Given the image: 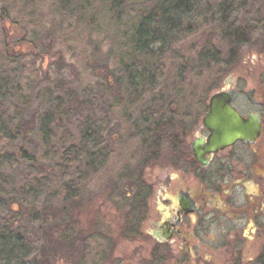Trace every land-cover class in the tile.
I'll use <instances>...</instances> for the list:
<instances>
[{
  "label": "rangeland",
  "instance_id": "rangeland-1",
  "mask_svg": "<svg viewBox=\"0 0 264 264\" xmlns=\"http://www.w3.org/2000/svg\"><path fill=\"white\" fill-rule=\"evenodd\" d=\"M134 3L135 0H0V185L6 190L31 188L36 195L30 211L35 218L30 219L28 233L38 235L27 234L29 252L42 251L51 264H121L124 253L138 247L121 234L126 207L117 197L114 200L119 204L108 198L110 191L104 184L107 170L117 172L120 165L134 164L133 148L149 147L151 138L140 135L135 125L155 112L153 101L160 104L158 110L164 114L175 106L177 116L184 112L186 104L196 105L197 111L202 106L200 101L184 95L186 84L171 94L159 93L156 101L152 94L157 89L161 91L166 78H171L173 84L176 78L188 77L187 72L199 66L194 59L207 42L224 54L227 62L221 61L217 70L210 67L193 71L196 96L205 97L207 104L212 93L233 81L242 90L256 89L255 97L264 102V0H235L231 9L234 16L230 17L237 22L233 27L220 23L217 27L203 25L209 11L215 12L216 8L201 1L196 7V19L182 18L184 24L193 21L192 35L181 39L178 32L166 34L162 30L167 44L149 47L155 52L152 59L139 55L130 45V30L136 29L141 20L139 10L132 7ZM149 26L151 30L157 28L156 24ZM197 26L202 27L200 31ZM236 28L242 30L241 42L231 44L224 34ZM100 59L107 61V68L121 79L119 101L111 99L105 82L94 76L92 67ZM63 63L75 68L83 88L90 87L93 95L98 92L104 96L101 100L107 102L106 114L97 95L87 98L84 89L79 101H89L87 106L78 113L64 110L67 95L45 84V80L54 81L59 74L72 79L70 72L61 68ZM174 93L177 102L169 97ZM165 99H169L166 104ZM33 113V136L15 133L18 121H29ZM115 127L119 129L117 141L105 143ZM22 140V144L26 141L37 151L40 162L50 166L49 176L40 178L35 171L14 161L9 153L22 145ZM87 141L101 154L105 148L110 156L97 160L94 149L86 146ZM149 175L150 183L158 182L160 174L156 170ZM72 202L79 206L73 219L76 222L70 216L59 215L56 232H49L48 226L55 223L43 218L41 211ZM157 205L153 196L147 207L165 209ZM75 235L81 239L90 237L86 251L80 242L72 243Z\"/></svg>",
  "mask_w": 264,
  "mask_h": 264
},
{
  "label": "flooded vegetation",
  "instance_id": "flooded-vegetation-1",
  "mask_svg": "<svg viewBox=\"0 0 264 264\" xmlns=\"http://www.w3.org/2000/svg\"><path fill=\"white\" fill-rule=\"evenodd\" d=\"M229 84L211 96L234 91L230 105L237 114L259 119L258 136L247 142L236 140L211 150V134L203 126L208 112L205 97H188L202 106L197 111L196 105L188 104L179 116L174 114L175 106L164 114L156 104L152 155L138 171L140 184L116 183L118 190L132 192L141 186L150 191L137 231L122 234L138 247L126 249L121 264L264 262V102L255 97L256 89L242 90L233 81ZM250 91L252 101L247 96ZM154 170L160 177L150 183ZM153 196L156 205L165 209L147 207Z\"/></svg>",
  "mask_w": 264,
  "mask_h": 264
},
{
  "label": "trees",
  "instance_id": "trees-1",
  "mask_svg": "<svg viewBox=\"0 0 264 264\" xmlns=\"http://www.w3.org/2000/svg\"><path fill=\"white\" fill-rule=\"evenodd\" d=\"M201 1H205L207 6H209V8L211 9L216 8L215 12L211 13L209 11L210 14L206 16L208 21L202 22L203 25L210 24L215 25V27H217V23H220L224 26L233 27L237 23L235 20L230 19L232 15L234 16V13H232L231 9L234 6L233 2L235 0H135V3L134 5H132V7H136V9L139 10L138 17L141 20L140 24L136 29L130 30V45L136 50L139 55H145L152 59L155 55V52L150 51L149 47H151L155 43H160L161 45L167 44L165 39L166 35L163 36L161 32L162 30H166V34H169L170 31L178 32V35H180L181 39H186V35H192V25L194 23L193 21H187V23L184 24L182 18L189 17L190 19H196L198 16V14H196V7H198V3H200ZM213 2H216V4H214ZM153 9H157L159 12H156ZM153 24H156L157 28L152 30L149 29V25ZM200 26H197V29L199 31L202 28ZM213 33L215 34V32ZM240 33L242 35V30L240 29H230V31L228 32L225 31L224 37H227L225 39H227L229 43L237 44L238 42H241ZM202 49L203 52L197 53V58L194 59V64L198 63L199 66L191 68V72L190 70L189 72H187L188 77L181 76L179 78H176V81H174L173 84L170 82L171 78L164 79L163 86L160 87L161 91L157 89V92H153L152 94V96L154 97L153 99H155V101L157 99L156 96H159V93L171 94L172 91H179V88H182V86H184L183 84H186L187 87L186 90L182 89L184 95H186V97L194 99L197 94L196 86L193 85V82L196 80V78L193 77L195 74V72L193 71L198 68L206 71L210 67H213L215 70H217L222 64L220 63L221 61L223 63L227 62V60L225 59L226 56H224V54H221L220 51L215 50L216 48L211 45V42H207L204 48ZM230 53L231 52L229 51V56ZM216 64H218V67H216ZM159 66L160 65H158V67ZM61 68L68 70L72 76V79L66 80L59 74L57 75V78L54 81L45 80V84L53 90L67 95V107L66 109H64L65 111L78 113L80 109H83L87 106L86 102L88 103L89 101H79V93L82 89L86 90L87 98H91L92 96L97 95V98L101 100L102 97H104L101 93L98 92L96 93V95H93L94 93H92L90 87L83 88L79 80V75L73 66L63 63ZM92 71L94 73V76L101 78L105 82L109 90V97L111 99L119 101L121 98V79L118 76H115L113 70H109L107 68V61H102V59H100V61H97L95 63V68L92 67ZM183 79H185L186 82L185 80L183 82ZM175 96H177V94L175 93L174 95H172V97L169 95V97L172 98L171 100L173 101L176 100ZM173 98H175V100ZM166 101L169 102V99L163 100L164 104L167 103ZM159 103H162V100L159 101ZM152 105L153 107L155 106V112L151 114V109L149 108V116L148 114L145 115L142 121H140L142 123H140L139 125H135L136 129L138 128L137 131L140 135L144 134L146 136L151 137L153 134L154 124L158 120L156 117L157 106L154 104V101L152 102ZM159 105L160 104H158V106ZM89 106H92V103H90ZM102 107L105 112L104 114H106V101H102ZM184 108L188 110V104H186ZM145 111L147 112V110ZM35 116L36 113H33L29 121L22 122V120H19L18 124L15 126L16 128L14 132L22 135L23 133H28L27 135L33 136V132L36 128ZM118 132L119 129L117 127L112 129L111 132L108 134V140H105V143L108 141L109 143H115L117 141L116 138H118ZM147 142L149 143V141ZM22 143L23 140L21 144ZM86 146H89V148L91 147L90 149L95 148L93 147L94 144H89L88 141L86 143ZM105 147H107V145ZM133 150V156H135L134 164L129 163L128 165H120V169L118 168L119 171L117 172L111 173V171L109 172L107 170L106 177L104 179V184L105 186H107L106 188H108L110 191L108 198L116 204H119L117 203V201H122L123 205L125 204L124 206L127 207V213L121 229V234H124V236H129L133 232L137 231V228L141 221L140 211H143V209L145 208L146 201L150 195V191H147L145 187L141 186L135 188L132 192L131 190L126 188L125 190H118L116 188V183L118 182H125L128 184L130 183L135 185L140 184L139 180H141L142 177L138 174V171L142 167L141 164L151 158L152 149L151 145L149 144L148 148L144 149L138 146L133 148ZM101 152L99 151V149H94L93 154L95 155L97 160L101 156H105V159L110 156V153H105V148H103V154H101ZM104 153L107 155H104ZM9 154L13 156L15 162L21 163L26 168L35 171L36 175H38L40 178H45L49 176L52 172L49 165L43 164L39 161L37 157V151L33 149L31 144H28L26 141H24V144L20 146H15L14 150H12ZM111 154L114 156V152L111 151ZM9 190H6L5 187H2L0 185V264H51V262L49 261L50 259H48L47 255H45L42 251L33 254L29 252L31 244L29 243V237L27 234H29L28 226L30 223V219L35 218V216H31L30 211H33V202L36 195L34 196V194L31 193V188L28 191L25 190L24 187H19L16 189L10 188ZM29 194H31L30 197L28 196ZM116 197L117 201L114 200ZM71 200L74 199H70V201ZM75 204L76 203L74 202L64 206L56 204L52 208L48 207L41 211V215L43 218H47L49 219V221L55 223L51 226H48L49 232H56L57 228H55V225L56 220L58 218L57 216L59 215L70 216L71 221L73 223L76 222V220L74 221L73 219L77 216L79 206ZM119 207L121 206L119 205ZM43 233H45L44 229ZM31 234L38 235L34 232L30 233L29 235ZM73 238H76V235ZM77 238L72 243H75V241L80 242V244L84 246L83 251H86L87 242L88 240H90V237H85L83 239ZM59 240L64 241V238H59ZM50 242H52V244H56V242L52 241V239H50ZM85 254L86 253H84L83 257H85ZM261 264H264V262Z\"/></svg>",
  "mask_w": 264,
  "mask_h": 264
},
{
  "label": "water",
  "instance_id": "water-1",
  "mask_svg": "<svg viewBox=\"0 0 264 264\" xmlns=\"http://www.w3.org/2000/svg\"><path fill=\"white\" fill-rule=\"evenodd\" d=\"M236 93H218L210 97L208 112L203 119V126L210 132L211 150L223 148L236 140L247 142L257 137L260 132L259 119L250 116L247 119L241 118L231 107ZM252 101L253 92L247 94Z\"/></svg>",
  "mask_w": 264,
  "mask_h": 264
}]
</instances>
